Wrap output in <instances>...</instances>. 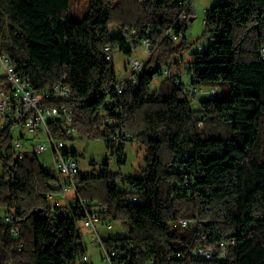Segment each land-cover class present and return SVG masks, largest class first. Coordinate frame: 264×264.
I'll list each match as a JSON object with an SVG mask.
<instances>
[{"label":"trees","instance_id":"trees-1","mask_svg":"<svg viewBox=\"0 0 264 264\" xmlns=\"http://www.w3.org/2000/svg\"><path fill=\"white\" fill-rule=\"evenodd\" d=\"M191 1L88 0L82 19L72 20L71 0H0V48L37 89L60 81L71 87L73 99L65 104L74 110L78 134L104 140L117 166L126 164L127 143L144 147L138 174L121 177L106 158L98 176L78 177L81 197L106 206L103 218L127 228L125 236L106 239L126 252L127 264H264V0H219L204 21L212 42L186 62L188 82L166 76L152 90L174 57L176 65L184 60ZM185 9L189 17L180 20ZM169 31L182 39L174 41ZM145 38L153 54L139 84L119 96L104 47L131 56ZM189 86L218 92L190 94ZM113 104L123 107L130 142L100 128L102 110ZM12 140L11 127L0 131V264H77L85 251L76 232L81 204L70 213L53 208L51 168L39 156L19 159ZM97 179L105 196L93 203ZM181 219L192 225L172 229ZM226 239L235 244L222 249ZM200 246H213L214 256L193 255Z\"/></svg>","mask_w":264,"mask_h":264},{"label":"built area","instance_id":"built-area-1","mask_svg":"<svg viewBox=\"0 0 264 264\" xmlns=\"http://www.w3.org/2000/svg\"><path fill=\"white\" fill-rule=\"evenodd\" d=\"M188 12L185 9L180 20L187 19ZM119 27L113 28V32H117ZM174 41H180L183 33L175 34L168 32ZM144 53L147 56L145 61L133 58L129 60L128 76L120 80L115 85V90L120 96L124 93L125 86L129 85L135 88L139 84L140 77L145 70L147 60L152 56V43L149 38H145L141 44ZM118 48L111 45L104 47L106 59L113 60V54ZM0 67L5 71V79L7 87L0 86V131L12 128L13 140L12 150L19 159L27 156H41L47 153L51 154L52 163L51 170L54 178L51 183V191L47 194V198L53 208H58L62 213H70L72 205L79 202L84 211L83 219L76 223V232L80 236V241L85 247V251L79 254L77 264H94L89 254V249L98 245L101 250L99 256L102 264H127L123 259L126 255L124 250L119 249L116 245L110 246L106 239H103L99 233V227L104 229H112L113 222L103 218V211L107 210L106 206H94L89 200L81 197L78 189V177L81 172L79 155H74L66 144L68 139H75L78 136L77 128L74 125V110L66 105L73 99L71 87L64 81H60L52 88L39 90L31 79L24 76L16 64L11 60L8 53L0 48ZM163 74L167 77H176L170 68H166ZM179 83V80H177ZM218 92L216 87L193 88L189 86L190 94H199L211 96ZM109 104V100L107 102ZM21 127L22 132L15 137L17 128ZM100 128L114 129L115 134L112 137L116 141H131V134L126 129L123 119V107L120 104H113L111 107L105 108L101 112ZM27 133L30 136H27ZM31 140V141H30ZM29 146V147H28ZM132 201H137L135 194L136 189H132ZM5 220L11 224L12 219L8 215ZM82 225V226H81ZM192 225L188 219H181L173 222L172 229H185ZM88 230L92 241L85 240L83 228ZM11 232L14 236H18L20 231L17 227H12ZM234 239H226L220 242V247L225 249L227 245H234ZM129 249L134 248V244L128 245ZM193 255L204 259H211L214 256L215 249L213 246H200L191 250ZM131 254L128 253L127 256ZM178 257L182 254L178 253ZM149 263H153L150 260Z\"/></svg>","mask_w":264,"mask_h":264},{"label":"rangeland","instance_id":"rangeland-1","mask_svg":"<svg viewBox=\"0 0 264 264\" xmlns=\"http://www.w3.org/2000/svg\"><path fill=\"white\" fill-rule=\"evenodd\" d=\"M219 0H192L190 4V20L186 24V42L188 44V49L183 55V61L181 64H177V58L172 59V67L170 68L172 73L181 76L183 81L188 82V74L186 73V62L194 59L195 53H202L204 49L212 42V37L210 34L205 33V19L207 18L208 11L212 9ZM88 10V0H71V18L72 20H81L84 14ZM0 36V41H2ZM1 44V42H0ZM133 58H138L139 60L145 61L147 59L144 53V48L142 45L135 49L131 56L116 50L113 54V64L115 71L117 73L118 79L123 80L128 76L129 72V60ZM182 59V58H180ZM165 75H160L155 78L151 85L152 90H156ZM5 81V71L0 67V86L3 85ZM17 131L15 137H18L22 132L21 127H16ZM27 136H30L27 133ZM31 141V140H30ZM67 146L70 150H75L79 154L80 170L82 173H93L98 176L100 173V167L106 158H110L109 165L110 171L114 173H120L121 177H125L130 174H138L145 167V150L144 147L139 143L130 142L127 143L126 153L127 161L125 165L117 166L115 160L110 155L109 150L106 147V143L102 139H86L78 136L75 139H68L66 141ZM29 147V146H28ZM41 163L50 167L52 163V157L50 153L40 156ZM2 173V165L0 164V174ZM120 182V181H119ZM121 185V183H119ZM89 196L92 197L93 203H98L105 196V188L100 179L93 182V186L90 188ZM5 211H0V216L4 215ZM82 226V225H81ZM83 231L85 233V240L92 241V237L89 235L88 230L84 227ZM127 228L120 222H113L112 229H104L102 226L99 227L100 236L103 239L113 238L116 236H125L127 234ZM89 254L92 257L94 264H102L99 256L101 255V250L98 245L89 249Z\"/></svg>","mask_w":264,"mask_h":264},{"label":"water","instance_id":"water-1","mask_svg":"<svg viewBox=\"0 0 264 264\" xmlns=\"http://www.w3.org/2000/svg\"><path fill=\"white\" fill-rule=\"evenodd\" d=\"M157 67H154L152 70H151V73H154V71L156 70Z\"/></svg>","mask_w":264,"mask_h":264}]
</instances>
